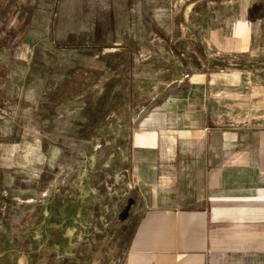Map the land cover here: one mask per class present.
<instances>
[{"label":"rangeland","instance_id":"374dc122","mask_svg":"<svg viewBox=\"0 0 264 264\" xmlns=\"http://www.w3.org/2000/svg\"><path fill=\"white\" fill-rule=\"evenodd\" d=\"M192 4L264 35V0H0V264H123L122 174L138 124H154L164 94L195 71L187 63L205 64L187 35ZM262 58L229 66L226 93L244 89L232 72L263 86ZM234 102L218 113L226 127L260 122ZM258 246L221 244L210 264H264Z\"/></svg>","mask_w":264,"mask_h":264},{"label":"crops","instance_id":"0c3cea01","mask_svg":"<svg viewBox=\"0 0 264 264\" xmlns=\"http://www.w3.org/2000/svg\"><path fill=\"white\" fill-rule=\"evenodd\" d=\"M193 5L184 19L195 16L198 27L187 35L204 48L205 64L187 63L195 71L164 94L154 124L144 127V118L138 124L143 127L137 125L122 174L123 194L131 198L129 208L121 207L127 213L123 264H210L221 244H255V251L264 244V114L257 115L264 85L252 86L254 77L232 72L228 84L244 89L226 93L229 66L263 62L255 58L264 57V35L239 13L228 20L218 10L198 15ZM143 28L138 23L137 31L131 30L138 41L146 35ZM259 80L264 84V77ZM227 96L235 101L230 110L249 112L250 120L260 122L226 127L218 113Z\"/></svg>","mask_w":264,"mask_h":264}]
</instances>
